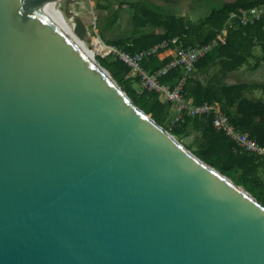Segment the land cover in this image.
Returning a JSON list of instances; mask_svg holds the SVG:
<instances>
[{
	"label": "water",
	"instance_id": "95a60500",
	"mask_svg": "<svg viewBox=\"0 0 264 264\" xmlns=\"http://www.w3.org/2000/svg\"><path fill=\"white\" fill-rule=\"evenodd\" d=\"M54 1L0 0V264H264V203L136 105Z\"/></svg>",
	"mask_w": 264,
	"mask_h": 264
},
{
	"label": "trees",
	"instance_id": "16d2710c",
	"mask_svg": "<svg viewBox=\"0 0 264 264\" xmlns=\"http://www.w3.org/2000/svg\"><path fill=\"white\" fill-rule=\"evenodd\" d=\"M131 8L133 33L118 40H108L106 33L115 26L120 18L122 6ZM264 4V0L224 1L211 12L196 21L186 15L163 12L145 0H129L119 4L117 9L105 15L104 22L97 27L101 38L109 46L129 54L148 50L157 44L177 38L183 47H195L212 41L223 28L230 13L240 8H250ZM96 8L102 12L109 5L104 0H96ZM165 47H159L161 52ZM99 63L110 71L118 84L129 97L165 128L182 139L196 135L199 142L195 152L203 159L245 185L264 203V160L255 153L237 148L236 142L224 131L217 129L212 114L188 115L184 113L172 122L169 114L171 103L162 100L159 93L146 88L138 89L141 80L138 74L132 76V69L125 64L117 53L104 57L98 56ZM170 58L161 59L158 53L147 54L143 67L153 72L165 65ZM253 61V63H252ZM264 62V14L254 23L236 24L228 29L225 44L217 43L207 54L195 63L194 72L188 76L183 88V95L198 104L203 101H217L227 113L231 122L239 129L249 132L264 145V81L228 83L226 76L244 65L255 70ZM213 70L212 73L210 71ZM208 74L206 79L199 73ZM183 74L179 65L172 67L161 76V80L173 87ZM260 89L258 96L253 90ZM237 148V149H236Z\"/></svg>",
	"mask_w": 264,
	"mask_h": 264
},
{
	"label": "built area",
	"instance_id": "2783aa9c",
	"mask_svg": "<svg viewBox=\"0 0 264 264\" xmlns=\"http://www.w3.org/2000/svg\"><path fill=\"white\" fill-rule=\"evenodd\" d=\"M264 14V4L256 5L250 8H240L238 11L231 12L228 20L222 29L217 32L216 37L203 45L195 47H183L177 40L173 38L171 42L174 50L173 56L170 60L161 68L149 72L143 65L142 61L147 54L159 53V47H169V42L164 41L161 44H157L148 50H143L133 54H129L123 51H119L112 46L103 45L102 50H106V55L110 53H117L120 59L127 64L134 74H138L142 81V88L153 90L159 93L160 98L164 95V100L171 103L179 114L175 120H178L184 113L188 115H205L212 114L214 126L226 133L231 139H233L237 148L255 153L264 160V145H262L255 137L251 136L249 132L239 129L235 124L231 122V119L227 113L222 109V106L217 101H203L195 104L192 99L186 98L183 95V88L188 76H190L195 70L196 61L207 54L217 43L225 44L227 40L228 29L236 24H248L254 23L261 19ZM94 32L98 34L97 23L92 25ZM100 43L102 39L98 34ZM181 66L183 68V74L178 78L176 84L170 87L167 83L161 80V76L166 74L169 69L175 66ZM236 148V149H237Z\"/></svg>",
	"mask_w": 264,
	"mask_h": 264
},
{
	"label": "rangeland",
	"instance_id": "374dc122",
	"mask_svg": "<svg viewBox=\"0 0 264 264\" xmlns=\"http://www.w3.org/2000/svg\"><path fill=\"white\" fill-rule=\"evenodd\" d=\"M106 3H108L109 8L108 10L102 12L96 8V0H76L73 4H69V10L78 14V15H84L87 18L86 24L88 25L89 29V37L91 38V42L87 43V41L84 42V44L88 47L93 46L92 40L94 38H98V34L94 32V29L92 27L94 21L95 23L104 22L105 21V15L113 13L120 3L126 2L129 0H104ZM154 2H159L162 6L152 3L149 1V3L157 8L162 10L163 12L171 11L173 13H176L177 15H186L187 17H190L192 20L196 21L202 17H205L208 15L211 10L217 6H219L224 1L228 0H210V2H205L203 0H153ZM56 6L58 7L67 21L71 23L72 21V15L66 12V2L65 0H60ZM193 7V8H191ZM191 8V9H189ZM189 9V10H188ZM188 10V11H187ZM182 11L186 12V14H182ZM132 11L128 4H125L122 6L120 18L115 26L106 33V38L108 40H118L122 38H126L128 36H131L133 33V20H132ZM98 29V27H97ZM100 35V34H99ZM101 37V36H100ZM102 39V38H101ZM102 44L109 46L105 43V41L102 39ZM98 56L104 57L106 56V50L102 51H96L93 54V58L99 62ZM253 63V61H252ZM244 73L242 74V77L240 79H246L249 82H261L264 81V62L262 65H260L256 70L249 69V66L244 65ZM252 71V72H250ZM213 70L210 71L212 73ZM255 72V73H254ZM132 76H135V74L132 72ZM228 80H232L233 76L226 77ZM139 90L142 89V81L140 80L137 86ZM258 96H262L263 93L260 89L253 90ZM164 95H162L163 100ZM179 112L172 106L170 109V118L172 122L176 119ZM169 131V127L167 128ZM196 135L191 134L188 137L185 138H178L183 144H186L190 149H192L195 152V148L198 146L199 142L195 138Z\"/></svg>",
	"mask_w": 264,
	"mask_h": 264
},
{
	"label": "crops",
	"instance_id": "0c3cea01",
	"mask_svg": "<svg viewBox=\"0 0 264 264\" xmlns=\"http://www.w3.org/2000/svg\"><path fill=\"white\" fill-rule=\"evenodd\" d=\"M145 1H150V2H152V3H155V4H158V5H160V6H162L159 2H154L153 0H145ZM203 1H205V2H210V0H203ZM228 1H231V0H228ZM191 8H193V7H191ZM191 8H189V9H191ZM188 9V10H189ZM187 10V11H188ZM186 11V12H187ZM171 12V11H170ZM186 12H184V11H182V14H186ZM81 17H82V19L84 20V22L86 23V21H87V18H86V16H84V15H80ZM190 18V17H189ZM191 19V18H190ZM173 54H174V50H173V47L172 46H169V47H165L160 53H159V57L161 58V59H164V58H171L172 56H173ZM256 70V69H255ZM244 68L243 67H241L240 69H238V70H235V71H232V72H230L226 77H230V76H233V79L232 80H228V79H226L225 78V81L226 82H228V83H236V82H243V81H246V82H249V81H247L246 79H240L241 77H242V74L244 73ZM250 72H252V71H250ZM199 73V75L201 76V77H203L204 79H206V77H207V75L208 74H204V73H201V72H197V74ZM255 73V72H254ZM250 83H252V82H250ZM163 100H164V98H163Z\"/></svg>",
	"mask_w": 264,
	"mask_h": 264
},
{
	"label": "bare ground",
	"instance_id": "6f19581e",
	"mask_svg": "<svg viewBox=\"0 0 264 264\" xmlns=\"http://www.w3.org/2000/svg\"><path fill=\"white\" fill-rule=\"evenodd\" d=\"M59 1H54V2H50L49 3V6L55 11V13L64 21V23L68 26V28L70 29V31H71V28H70V26H72V23H70L69 21H67V19L65 18V16L63 15V13L59 10V9H57L58 7L56 6V4L58 3ZM72 32V31H71ZM72 34H73V32H72ZM74 35V34H73ZM77 38V37H76ZM86 48H87V50L90 52V54L92 55V57H93V54H94V52H96V51H102V49H103V45H102V43H100V41H99V39H97V38H94L93 40H92V42H93V46H91V47H88V46H86L85 44H84V42L85 41H80ZM87 43H89V42H87Z\"/></svg>",
	"mask_w": 264,
	"mask_h": 264
}]
</instances>
